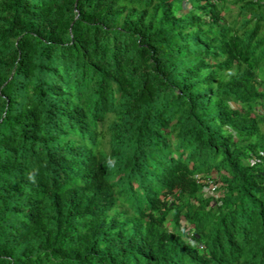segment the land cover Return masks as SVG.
Returning <instances> with one entry per match:
<instances>
[{
	"label": "trees",
	"instance_id": "trees-1",
	"mask_svg": "<svg viewBox=\"0 0 264 264\" xmlns=\"http://www.w3.org/2000/svg\"><path fill=\"white\" fill-rule=\"evenodd\" d=\"M0 264H264L261 0H0Z\"/></svg>",
	"mask_w": 264,
	"mask_h": 264
},
{
	"label": "rangeland",
	"instance_id": "rangeland-1",
	"mask_svg": "<svg viewBox=\"0 0 264 264\" xmlns=\"http://www.w3.org/2000/svg\"><path fill=\"white\" fill-rule=\"evenodd\" d=\"M261 2L264 4V0H261ZM189 9V4L187 3V1L183 2L182 4V8L179 11V14H184L185 12H187ZM251 161L254 162L255 159L251 158ZM206 186L204 187V191L207 195H212L215 198H219L222 193H223V188L221 185V182L216 183L213 180H206ZM105 202V200H104ZM120 209H122V206H119ZM169 224V223H168Z\"/></svg>",
	"mask_w": 264,
	"mask_h": 264
}]
</instances>
